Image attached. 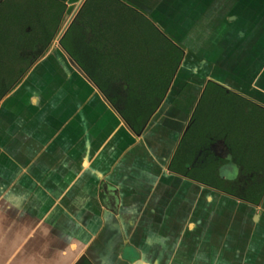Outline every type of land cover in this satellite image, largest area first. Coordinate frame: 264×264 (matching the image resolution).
<instances>
[{"label": "crops", "instance_id": "0c3cea01", "mask_svg": "<svg viewBox=\"0 0 264 264\" xmlns=\"http://www.w3.org/2000/svg\"><path fill=\"white\" fill-rule=\"evenodd\" d=\"M250 25L236 45L253 53ZM261 58L250 76L264 71L263 46ZM44 63L0 100V264H264V198L253 206L168 173L173 146L155 130L167 117L138 138L62 60L66 83Z\"/></svg>", "mask_w": 264, "mask_h": 264}, {"label": "trees", "instance_id": "16d2710c", "mask_svg": "<svg viewBox=\"0 0 264 264\" xmlns=\"http://www.w3.org/2000/svg\"><path fill=\"white\" fill-rule=\"evenodd\" d=\"M241 1L255 2V18L261 15L262 0ZM64 12L57 0H5L0 3V40L5 34L15 50L37 49L39 44L47 49ZM61 46L136 134L161 106L184 57L183 48L154 19L122 0H87ZM262 59L255 62L259 70ZM216 140L229 148V161L239 169L237 179H224L220 168L229 161H215L212 154L201 174H194L198 165L187 170L199 150L209 153L206 149ZM172 169L258 204L264 195V107L208 82Z\"/></svg>", "mask_w": 264, "mask_h": 264}, {"label": "flooded vegetation", "instance_id": "af4514ba", "mask_svg": "<svg viewBox=\"0 0 264 264\" xmlns=\"http://www.w3.org/2000/svg\"><path fill=\"white\" fill-rule=\"evenodd\" d=\"M3 1L5 0H0V3H2ZM57 1L62 3L65 6V12L68 8V5L74 2L73 0H57ZM122 1H124L125 3L129 5H132L138 10H141L142 12L144 11L145 12V13L143 12L144 14L149 13V11H151L152 8L155 7L158 2V0H122ZM234 1L235 0H207V1L206 0H193V2L191 1L189 5H187L183 9V11H181V13H179V15L173 18L172 21L171 20L168 21L167 27L169 28L165 29L164 31L168 32L170 36L172 37V39L176 41L183 48L184 57H183L181 65L175 75V78L171 84V87L164 101L162 102L159 109L155 112L153 117L150 119V121L148 122L144 130L139 134L134 133L127 126V124L124 122L121 116L117 113V111L111 106L109 101L105 98V96L97 88V86L93 82H91V80L85 75L82 69L72 60V58L69 56L66 50L61 46V39L63 37L59 40V44L61 48L63 49V51L65 52V54L72 61V63H74L75 67H77V69L82 73L85 80H87L91 85H93V87H95L99 91V93L102 95V97L111 107V109L123 120L128 130L131 133H133L136 137L141 138L147 131L152 120H154V118L159 119L161 117L160 115L165 113V111H167V108L170 107L169 112H171V114L166 115L170 119L165 118L164 120L161 121L160 123L161 126L156 127L155 129L156 136L158 135L157 138H159V135H161L163 136V138H165L168 147L173 146L172 151L170 152V156L167 157L166 159L167 160L166 170L168 173L184 178L192 183H195L197 186L203 187L206 190H211L219 194H223L227 197H230L234 200H239L243 203H247L253 206H259L264 198V195L258 204H253L251 202L246 201L245 199L234 196L232 194H228L214 187H211L210 185L205 184L199 180L191 178L188 175V173L181 174L172 169L173 160L180 147V144L182 143L185 135L187 134V132L189 131L191 127L196 108L202 97V94L204 92V89L207 83L212 81L221 86H223V84L234 85L237 83V81L229 74H226L219 70L217 71L215 68H213L212 71H209L210 70L209 65L212 61H216L219 53L222 51L220 49L222 45L230 42L233 38H235V36L230 35L228 37L227 36L228 29L226 25L222 24L220 19L217 20L218 19L217 18L215 19L217 21H212L213 22L212 27L214 26V24L215 25L219 24V26L216 27L215 29L217 31L216 33L217 35H215L214 38H210L207 45H204V44L202 45V43L200 44L199 40L204 39L205 34L204 35L201 34L199 30V25H201V22L200 21L198 22V20H200L201 18L207 19L210 21L214 20V19H210L212 17H210L209 15L210 13L216 12V14L220 13L222 17L226 16L229 21L237 23L239 26L240 24L239 22H242L244 17H246V15L248 14L247 12L246 14L244 11H242L244 7L248 8V11L257 10V9H253V6H256L255 2H253L252 4V2L250 1L248 2V1L238 0V1H235L236 5L234 6L233 4ZM217 5H221L222 7L216 9L215 7ZM219 16L220 15H218V17ZM221 16L220 18H222ZM63 18H64V15H63ZM75 18L72 20L70 26L74 22ZM260 18H261V15L258 17V19ZM257 21L251 27L252 29H255V28L259 29L258 35L254 34V36H250L254 40L253 50L255 51L251 53L249 50H246L247 46L244 43L246 42V40L244 42L242 41L241 43H239V45L237 43L236 45L237 48L233 51L230 58L228 57L223 60L222 62L223 66L225 65L228 67L229 65L230 69L234 68L233 70H237L241 65L243 66V69H242L243 74H248L249 72H247V70H250L251 67L253 68L252 70L257 69L258 65L256 64L258 63L255 64V62L261 57L262 46L264 47V37L260 38V36L262 35L261 32L264 31V22L263 24L260 23V25H262L260 26V25H257L259 24V22ZM168 29L178 34L175 36ZM58 33L59 32H57L56 35ZM4 37H6L5 34L1 35V40H0V100L3 97H5L8 93H10L12 89L22 80L25 74L33 67V65L37 63L38 61H40L47 54L48 50H50L52 46L51 43L55 38V37L53 38V40L51 41L47 49L43 48V44L41 45L39 44L37 49H17L15 50L11 48L12 46L10 45V40H7V38H4ZM186 50L189 51L188 52L189 54L186 53ZM256 50H259V51H256ZM257 52H258V55H257ZM250 54H254L253 59H251L252 55L250 56ZM250 59L251 61H248ZM202 62H205V63L203 64ZM209 76L214 77V79H209ZM176 77H178L177 78L178 81L174 85V81ZM225 88L228 89L229 87H225ZM206 150L209 153H204L203 150H199L197 156H195V158L193 159V163L188 167L187 169L188 171H190L193 167L198 165L197 168H195L194 170V174L195 175L201 174L200 171L203 167L202 164L205 163L206 158L209 156V154H212L215 161H218V162H221L224 160L225 161L231 160L230 150L225 144V142L222 140H216L212 142ZM230 163H234V162L229 161L228 163L222 165L220 168V173H221V169ZM238 174H239V169H238ZM237 178H238V175L235 179ZM226 180H229V179H226ZM107 192H108V196L111 197L112 196L111 192H109V190L106 191V193ZM108 201H109V204H112L111 202L112 197ZM76 264H93V262L90 261L88 257H82Z\"/></svg>", "mask_w": 264, "mask_h": 264}, {"label": "water", "instance_id": "95a60500", "mask_svg": "<svg viewBox=\"0 0 264 264\" xmlns=\"http://www.w3.org/2000/svg\"><path fill=\"white\" fill-rule=\"evenodd\" d=\"M85 1L86 0H79L78 3L79 5H81L80 8L84 5ZM188 1L189 0H162L160 4L158 5V7L153 9L151 14H146V15L150 18H153L154 21L156 22V25L162 31H164L166 29L164 26L168 24V21L165 18H163L165 14L171 11L172 12L171 21H172L173 18L177 16V13H179L184 8V6L187 4ZM260 3H263V2H260ZM79 10L77 11V13L79 12ZM71 22H72L71 20L70 21L68 20L67 22L68 26L66 25V27H64L63 25H65V23L61 26V30L56 36L57 38L60 37V34H62L60 39L64 36ZM243 23L244 22L241 23V25H244V27H242L243 29L239 28L237 35L232 42H228L222 45V47L220 48L222 51L219 53L216 61H212L209 66L212 69L215 68L217 69V71L219 70L221 72L231 75L237 81V83L234 85L223 84V86L229 87L228 90H232L234 92H237L240 95L248 97L264 107V71L254 73L251 76H249L248 74L242 73L243 66L241 65L237 70H233L234 68L230 69L229 65L228 67L225 65L224 66L222 65L223 60L228 57L230 58V56L232 55V52L236 49V41L238 40L239 36L245 37L246 35L245 28H247L246 27L247 25ZM230 29H229V32L227 33L228 37L230 36V33L234 32L233 29L231 30ZM188 52L189 51L186 50V53ZM202 63L204 64L205 62H202ZM209 79H214V77L209 76Z\"/></svg>", "mask_w": 264, "mask_h": 264}, {"label": "rangeland", "instance_id": "374dc122", "mask_svg": "<svg viewBox=\"0 0 264 264\" xmlns=\"http://www.w3.org/2000/svg\"><path fill=\"white\" fill-rule=\"evenodd\" d=\"M162 0H158V2H157V4H156V6L155 7H153L152 8V10L151 11H149V13H146V14H151L152 13V11H153V9L154 8H156V7H158V5L160 4V2H161ZM235 1H238V0H235ZM234 1V6L236 5V2ZM263 2H264V0H262ZM79 0L78 1H76V2H74V3H71V4H69L68 5V8H67V10H66V12L64 13V18H63V20H62V22H61V25H60V27H59V31L61 30V26L65 23V25H63L64 27H66V25H67V22H68V20L70 21H72L74 18H75V16L77 15V11L79 10V8H80V6L81 5H79ZM222 6L221 5H217L215 8L216 9H218V8H221ZM158 9V8H157ZM244 9H245V11L248 13L247 15H246V19L248 18V22H251V20H255L254 22H256L257 20V22H259V24L260 23H262L263 21H262V19L260 18V19H257V18H255V16H256V12L257 11H254V10H252V11H250V13L248 12V8H246V7H244ZM253 9H256V6H253ZM144 12V11H143ZM145 13V12H144ZM171 15H172V12L171 11H169L168 13H166L165 14V16L163 17V18H165L167 21H169V20H171ZM218 15H220L221 16V14L219 13H217L216 14V12L214 13H210V17H212V18H210V19H214V20H207V19H203V18H201L200 20H198V22L200 21L201 22V25H199V30H200V32H201V34H205V37H204V39H200L199 40V42H200V44L202 43V45L204 44V45H207L208 44V41L210 40V38H214V36L215 35H217L216 33H217V31L215 30L216 29V27H218L219 26V24H214V26L212 27V24H213V22L212 21H217V20H219L220 19V21H221V23L222 24H225L226 25V27H227V29H229V24H230V21L228 20V18H226V17H222V18H220V16L218 17ZM250 15V16H249ZM218 18V19H217ZM215 19H217V20H215ZM222 19V20H221ZM225 19V20H224ZM159 23H161V22H159ZM216 23H218V22H216ZM200 24V23H199ZM244 24H246V25H249V23L247 24V21L245 22L244 21ZM259 24H257V25H259ZM228 25V26H227ZM68 26V25H67ZM166 29L167 28H169V27H167V25L166 26H164ZM253 28H255V27H253ZM66 30V29H65ZM64 30V31H65ZM169 30V29H168ZM259 29L258 28H255V29H252V33H254V34H256V35H258V31ZM58 31V32H59ZM63 31V32H64ZM170 31V30H169ZM62 32V33H63ZM171 33H173V35H177L178 33H176V32H172V31H170ZM262 33V35L260 36V38H262V37H264V31H262L261 32ZM61 35L62 34H60V37H61ZM57 36V35H56ZM60 37L59 38H57V37H55L54 38V40L52 41V48H50V50H48V52H47V54L44 56V60H49V61H52L53 62V65H54V67L56 68V69H60L59 71H60V73H61V75H60V79H58L57 81L58 82H60V81H62V82H64V83H66V81H68L69 80V78L67 77V75L65 74V69H63V67H62V65H60L61 63V60L65 63V65L67 66V67H69L70 69H71V74L73 73V74H75V75H77L78 77H81L82 79H85L84 78V76L82 75V73L77 69V67H75V65L71 62V60L69 59V57L63 52V49L61 48V46H60V44H59V39H60ZM181 38V37H180ZM198 44V43H197ZM53 50H56V51H58V55H59V59H57V58H55V56L52 54V52H53ZM61 59V60H60ZM44 60L42 59V60H40V61H38L37 63H35L34 65H33V68L35 69V68H37L38 66H41V65H46L47 63H44ZM44 63V64H43ZM49 64V63H48ZM58 67H60V68H58ZM58 70H53L52 72H51V74L53 73V75L55 74V72L56 71H58ZM213 69L210 67V70L209 71H212ZM217 70V69H216ZM46 75H48V73L46 74ZM64 75V76H63ZM55 76V75H54ZM178 77H176V79H175V81H174V85L176 84V82L178 81V79H177ZM53 79H54V77H53ZM64 83H63V85H64ZM173 85V86H174ZM179 90V89H178ZM177 90V91H178ZM176 96V95H175ZM170 108V107H169ZM169 108H167V111H165V113H163L162 115L164 116V117H167L168 118V116H166L167 114H171V112H169ZM162 116V117H163ZM168 119H170V118H168ZM221 175L224 177V178H226V179H229V180H233V179H235L236 177H237V175H238V167L234 164V163H230V164H228V165H226V166H224L222 169H221Z\"/></svg>", "mask_w": 264, "mask_h": 264}]
</instances>
